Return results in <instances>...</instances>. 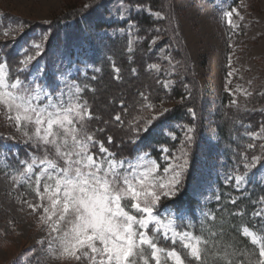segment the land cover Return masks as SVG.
I'll use <instances>...</instances> for the list:
<instances>
[{
  "label": "snow or ice",
  "instance_id": "6c2138e0",
  "mask_svg": "<svg viewBox=\"0 0 264 264\" xmlns=\"http://www.w3.org/2000/svg\"><path fill=\"white\" fill-rule=\"evenodd\" d=\"M234 14L239 16L236 9L222 13L230 27H236ZM155 16L164 18L159 11ZM155 31L157 35L152 37L150 49L161 39L162 29ZM131 44L129 40V51ZM43 54L41 44L35 42L19 59L0 51V106L6 120L14 123L20 133L19 143L26 149V158L21 159L19 149L12 150L15 145L9 148L0 144V149L8 153L0 158V163L10 161L12 157L18 161L14 186L26 185L34 192L35 197L25 199L23 203L31 209L29 215L34 214L37 224L47 233L37 241L41 253L29 249L21 254V264H42V256L53 251L58 253L57 258H74L81 264L83 260L87 264H206L211 245L203 235L192 230L195 213L192 209L174 208L165 203L173 201L184 184L195 129L187 127L184 130L177 153L169 154L168 148H161L163 166L143 149H138L134 155L119 157L110 147L114 146L113 135H107L106 140L98 139L95 133H104L106 129L90 131V122L100 117L93 114L84 99L87 86L82 87L72 77L71 66L67 73L61 71L50 83L45 82L46 72L42 68L33 72V62ZM161 60H167L168 66L153 63L147 70L171 74L180 63H173L170 52ZM76 71L79 73L80 69ZM113 71L116 74L113 79L119 80L120 68L113 64ZM131 71L133 75L137 72L135 68ZM157 83L168 87L171 81L157 79ZM140 95L147 99L143 93ZM231 104L238 111H247L235 99ZM119 107L125 114H130L123 100ZM168 111L164 108L157 115L163 116ZM188 112L196 118L193 108H188ZM155 119L157 116L146 121L142 116L133 117L126 131L128 143L138 144L140 133L148 131L144 125H150ZM102 123L119 127L125 121L117 112L111 121ZM245 135L253 143L238 151L239 159H233L235 167L229 169L223 179L225 187L233 186L236 191H241V185L250 184L251 178L264 168V142L255 143L256 140L264 141V123L258 131ZM257 148L259 152L249 156V150ZM240 167L244 169L243 174L239 173ZM220 199V194H216L218 205ZM230 203L235 205L236 200ZM259 203L261 207L253 212V216L264 220V197ZM238 214L241 213H232ZM201 217V225L216 218L210 211L203 210ZM212 235L217 234L213 232ZM242 236L253 247L236 248L228 244L222 253H218L224 264H264V228L254 231L245 227Z\"/></svg>",
  "mask_w": 264,
  "mask_h": 264
},
{
  "label": "rangeland",
  "instance_id": "374dc122",
  "mask_svg": "<svg viewBox=\"0 0 264 264\" xmlns=\"http://www.w3.org/2000/svg\"><path fill=\"white\" fill-rule=\"evenodd\" d=\"M171 5L176 35L185 49L192 75L201 88L206 126L198 129L183 122L163 123L167 113L163 116L157 114L164 108L170 109L173 102L151 104L152 107L139 117L146 121L157 116L150 125L144 126L148 129L157 126L172 140L179 139L174 146L166 147L170 150L169 154L177 153L187 127L195 129L184 184L174 200L165 203L174 208L192 209L198 218L202 210L210 211L209 204L216 201L215 195L220 192V184H224L226 172L235 167L219 144L216 127L225 94L228 93L232 100L243 105L246 101H255L256 97L262 99L258 104L246 107L251 123L256 127L259 123L258 129L251 130L248 125V133L258 131L264 123V0H171ZM231 9L239 12V16L233 15L236 27H230L222 15L223 11ZM141 12L161 20L155 16L157 10L131 4L128 0H0V51L17 53L18 58H22L33 42L40 43L44 54L33 62L34 73L37 68H42L46 72L45 82L50 83L61 71L67 73L71 66V75L77 79L80 74L96 69L93 58L101 55L100 43L104 37L126 35L132 41L131 49L138 44L141 40L138 26L130 18ZM71 13L78 14L73 19H66ZM126 21V24H121ZM103 22L111 26L101 27ZM158 42L153 45L154 49ZM169 52L165 47L159 50L160 58ZM161 62L169 63L167 60ZM77 68L80 69L79 73ZM152 71L163 75L155 69ZM164 75L165 81H171L169 88L173 83L170 78L172 73ZM237 88L241 91L237 92ZM127 90L126 85L118 90V96L124 99ZM247 92L252 94L245 95ZM108 125L107 128L111 129V125ZM115 131L119 132L116 137L119 140L121 133ZM7 137L16 139H4ZM19 139L20 133L13 122L6 120L0 106V144H6L9 148L15 145L12 150L19 149L21 159H25L21 151L26 152V149ZM261 142L264 141H255L257 145ZM147 152L157 160L151 150ZM162 155L161 152L160 157ZM5 156L8 153L0 149V158ZM162 163L164 161L160 162L163 166ZM18 169L15 157L0 163V264H21V254L29 249H35L40 254L37 241L47 235L37 224L36 216L29 215L31 209L23 203L25 199H33L34 192L26 185L14 186ZM243 172V167H240L239 173ZM262 181L264 168H260L251 178L250 184L241 185V191L255 183L264 184ZM57 257L55 251L43 255L42 264H81L74 258L65 260ZM83 264H87V261L83 260Z\"/></svg>",
  "mask_w": 264,
  "mask_h": 264
},
{
  "label": "trees",
  "instance_id": "16d2710c",
  "mask_svg": "<svg viewBox=\"0 0 264 264\" xmlns=\"http://www.w3.org/2000/svg\"><path fill=\"white\" fill-rule=\"evenodd\" d=\"M128 2L151 7L153 10L160 11L164 18L155 20L153 16L146 12L135 14L130 18V21L136 22L138 26L141 37L138 44L129 51L128 36L104 37L100 43L99 54L101 55L93 58L96 69L98 68L100 71L97 72L96 69L88 70L86 71L87 76L80 74L77 80L82 87L87 86L83 93L84 99L88 101L93 114L101 117L99 120L90 122V131H95L101 127L105 128L106 132L97 131L95 133L98 139L106 140L107 135H113L114 146L110 147L112 151L118 153L119 157H127L130 153L134 155L138 149L151 150L160 163L163 162L160 157V147H172L179 139L172 140L156 126L154 129H148L145 133H140L138 144H131L128 143L129 136L126 135L128 122L132 120L131 118L142 115L147 110L146 106L148 104L157 105L164 102H173L172 107L165 114L163 123L177 121L195 125L197 128L199 127L198 129L201 127L204 129L206 126L204 103L200 85L192 75L185 49L173 26L171 0H128ZM76 15L71 13L65 18L71 19ZM127 22L121 24L124 25ZM102 26L108 27L111 24L103 22ZM156 28L162 29L159 34L161 39H159L156 49L153 48V45L150 49V41L152 37L157 35ZM164 47L170 50L173 63L180 62L176 67V71L170 77L173 83L169 88L164 87L163 83H157V79L165 81L164 73L158 75L152 70H147V66L153 63L161 64L162 67L168 66L166 62H161L159 55V50ZM9 56L13 59H19L17 53H10ZM113 64L120 68L119 80L113 79L116 75L113 71ZM133 68L137 70L135 75L131 71ZM92 76H95L96 79L92 80ZM126 85L128 90L125 93V98L122 99L117 92ZM184 85H187V87ZM140 93H143L147 99L142 98ZM224 97L222 112L217 117L216 127L220 138L219 144L223 147L228 160L233 161V159H239L238 151H243L246 145L251 142V139H248V136L245 135V133H248L247 126L250 125L251 130L252 128L258 129L259 123L256 127L248 118L247 111H238L237 107L231 104L232 98L228 93ZM121 100L124 101L130 114H125L119 107ZM254 100L252 102L246 101L244 105L241 103L238 105L246 108L262 101V99L258 100L257 97ZM188 108H193L196 112L195 119L188 112ZM117 112L121 113L122 120L125 123L119 127L109 124L111 129L107 128L102 121H111ZM113 129L120 131L121 137L119 140L116 139L119 132ZM252 152L258 153V148L249 150V156ZM21 154L25 155V152L21 151ZM219 194L221 196L219 205L217 201L209 204L210 212L216 217L215 220L208 219L205 224L201 225L199 221L202 217H195L196 222L192 229L196 234L203 235L209 240L211 247H209L206 264H224L218 253H222L228 244H232L236 248H252L253 246L248 243V239L242 236L245 226L255 231L264 228V220L261 217L253 216V212L261 205L259 203L261 197H264V184L255 183L244 191H236L233 186L225 187L224 184H220ZM233 199L236 200L235 205L230 203ZM232 213L241 214L232 215ZM222 225L223 234L221 235ZM213 232L217 235L213 236ZM167 246L166 244L165 247ZM235 259L233 257L234 261ZM151 264H154V262H151Z\"/></svg>",
  "mask_w": 264,
  "mask_h": 264
}]
</instances>
